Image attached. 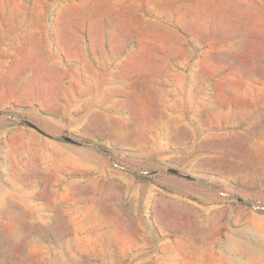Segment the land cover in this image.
Wrapping results in <instances>:
<instances>
[{
  "label": "rangeland",
  "instance_id": "374dc122",
  "mask_svg": "<svg viewBox=\"0 0 264 264\" xmlns=\"http://www.w3.org/2000/svg\"><path fill=\"white\" fill-rule=\"evenodd\" d=\"M0 264H264V0H0Z\"/></svg>",
  "mask_w": 264,
  "mask_h": 264
},
{
  "label": "water",
  "instance_id": "95a60500",
  "mask_svg": "<svg viewBox=\"0 0 264 264\" xmlns=\"http://www.w3.org/2000/svg\"><path fill=\"white\" fill-rule=\"evenodd\" d=\"M170 171L178 173V171H176L174 169H170ZM233 200L236 201V202H243V201H245V199L240 198V197H236Z\"/></svg>",
  "mask_w": 264,
  "mask_h": 264
},
{
  "label": "trees",
  "instance_id": "16d2710c",
  "mask_svg": "<svg viewBox=\"0 0 264 264\" xmlns=\"http://www.w3.org/2000/svg\"><path fill=\"white\" fill-rule=\"evenodd\" d=\"M243 203H246L245 201H243Z\"/></svg>",
  "mask_w": 264,
  "mask_h": 264
}]
</instances>
